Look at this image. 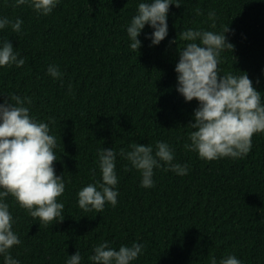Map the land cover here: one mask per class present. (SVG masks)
<instances>
[{"label":"trees","instance_id":"16d2710c","mask_svg":"<svg viewBox=\"0 0 264 264\" xmlns=\"http://www.w3.org/2000/svg\"><path fill=\"white\" fill-rule=\"evenodd\" d=\"M139 0H61L48 16L0 0V16L23 21L20 33L0 31L25 58L22 67L0 68V102L12 94L32 100L30 112L50 122L57 137L56 175L64 176V219L52 225L34 220L8 198L21 244L10 251L21 264H64L78 250L84 264L93 245L142 243L133 264H209L234 254L243 264H264V134H254L243 159L205 161L186 151L187 127L197 107L176 88L180 32L202 27L221 31L234 47L221 53L222 72H246L264 96V0H179L170 5L168 36L130 49L126 25ZM198 10L203 14H198ZM209 11L216 13L210 29ZM177 39V44L170 43ZM58 65L62 78L46 74ZM71 86V94L68 88ZM61 139V141H60ZM163 140L175 161L190 166L185 176L154 170L155 186L140 187V175L117 157L118 203L102 212H84L77 191L93 176L98 148H127L132 142ZM0 257V264H2Z\"/></svg>","mask_w":264,"mask_h":264},{"label":"clouds","instance_id":"9594fccd","mask_svg":"<svg viewBox=\"0 0 264 264\" xmlns=\"http://www.w3.org/2000/svg\"><path fill=\"white\" fill-rule=\"evenodd\" d=\"M61 0H13L14 7L27 6L39 16H48ZM170 5L180 7L179 0H139L135 14L126 25L130 49L141 47L138 36L147 25L152 31L145 33L150 46H157L168 36ZM198 14H203L198 10ZM210 29L216 28V13L209 11ZM23 21L0 16V31L10 27L12 32L22 31ZM227 25L214 30L187 28L180 32L183 46L177 50L175 64L176 92L185 102L197 101L192 121L187 127L186 151L195 152L198 158L214 161L223 158L243 159L253 147L254 134H264V96L253 86L246 72L224 73L220 69L221 53L232 52L227 41ZM177 44V39L170 41ZM25 64L17 47L9 39L0 40V68L22 67ZM46 74L53 80L62 78L58 65L49 64ZM264 74V70H262ZM71 94V86L68 88ZM4 95V94H0ZM32 100L12 94L0 102V257L2 264H21L11 249L21 244L14 230L15 219L8 198L39 223L52 225L64 219L65 204L58 198L65 192L66 181L56 175L54 162L58 161L55 149L57 137L51 133L49 123L37 120L30 112ZM61 141V139H60ZM127 161L126 170L135 169L140 175V187L155 186L154 170L164 167L179 176L189 172L188 164L175 161V149L166 141L154 144L132 142L127 148H98L92 183L82 186L76 193L77 205L84 212H102L105 204L115 207L119 192L117 185V157ZM144 245L111 246L107 240L93 245L87 256L90 264H133L143 254ZM64 264H84V257L76 250L67 255ZM209 264H243L234 254L212 256Z\"/></svg>","mask_w":264,"mask_h":264}]
</instances>
